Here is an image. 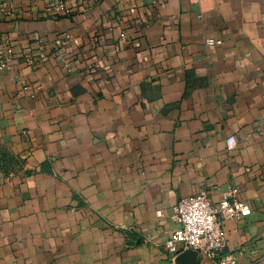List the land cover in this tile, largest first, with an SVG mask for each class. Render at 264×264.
Masks as SVG:
<instances>
[{
    "label": "crops",
    "instance_id": "0c3cea01",
    "mask_svg": "<svg viewBox=\"0 0 264 264\" xmlns=\"http://www.w3.org/2000/svg\"><path fill=\"white\" fill-rule=\"evenodd\" d=\"M8 1L0 264H178L172 207L229 186L250 211L194 264H264V0Z\"/></svg>",
    "mask_w": 264,
    "mask_h": 264
},
{
    "label": "built area",
    "instance_id": "2783aa9c",
    "mask_svg": "<svg viewBox=\"0 0 264 264\" xmlns=\"http://www.w3.org/2000/svg\"><path fill=\"white\" fill-rule=\"evenodd\" d=\"M127 1V0H123ZM161 0H151L152 5H157ZM47 9L58 14L69 15L70 7L63 0L51 1ZM15 13L12 3L8 0H0V17H11ZM207 44L218 43L214 40H206ZM63 45V39L54 41V48ZM16 54L8 44L0 48V70L9 69L14 63ZM47 57L45 49L40 48L38 52L26 59L29 66H37ZM232 138L226 141L230 149ZM237 189L229 186L222 193L220 201L212 205L208 196L201 192L181 197L172 207L171 220L178 225L173 230L166 242L165 251L172 260L185 252L194 251L207 256H215L222 252L226 246V240L222 230L224 220H239L249 213L250 207L246 202L237 199ZM216 264H238L231 255H224Z\"/></svg>",
    "mask_w": 264,
    "mask_h": 264
},
{
    "label": "water",
    "instance_id": "95a60500",
    "mask_svg": "<svg viewBox=\"0 0 264 264\" xmlns=\"http://www.w3.org/2000/svg\"><path fill=\"white\" fill-rule=\"evenodd\" d=\"M197 254L193 251H185L177 257V263L183 264L185 261H188V264H194Z\"/></svg>",
    "mask_w": 264,
    "mask_h": 264
}]
</instances>
